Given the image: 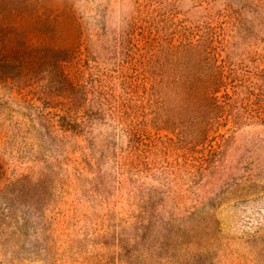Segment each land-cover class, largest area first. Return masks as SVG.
<instances>
[{
    "label": "rangeland",
    "instance_id": "374dc122",
    "mask_svg": "<svg viewBox=\"0 0 264 264\" xmlns=\"http://www.w3.org/2000/svg\"><path fill=\"white\" fill-rule=\"evenodd\" d=\"M0 264H264V0H0Z\"/></svg>",
    "mask_w": 264,
    "mask_h": 264
}]
</instances>
